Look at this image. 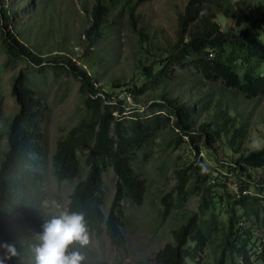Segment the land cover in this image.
<instances>
[{
	"label": "trees",
	"instance_id": "16d2710c",
	"mask_svg": "<svg viewBox=\"0 0 264 264\" xmlns=\"http://www.w3.org/2000/svg\"><path fill=\"white\" fill-rule=\"evenodd\" d=\"M0 3V49L5 54L0 69H13L21 60L28 62L26 68L13 74L12 95L19 102L20 110L11 117H3L4 94L0 74V118L5 124L0 125V241L17 242L23 257L22 264H34L29 249L34 241L29 230L39 232L41 224L56 215L45 204V174L38 166L46 139L49 107L31 86V77L39 76L46 80L48 68L57 70L62 67L73 72L81 80L79 91L84 97L83 115L65 135L58 138L52 155L58 180L78 177L81 158L88 166L85 177L76 183L67 208L83 212L90 234H104L116 247L125 244L124 201L141 204L146 188L145 177L132 168L131 162L141 150L143 161L149 158L148 146L160 130L170 125L174 132L170 139L173 147H178L186 136L196 150V141L201 135L207 142L215 143L222 134L230 132L229 144L238 151L244 127L235 125L234 117L228 112V99L224 102L219 97L215 99L211 120L199 124L197 131L194 130L196 117L208 109L210 102L206 95L191 102L163 92L153 97L146 110L132 106L129 116H123L126 108L123 100L114 103L109 93L100 92L91 75L76 65L60 46H56L49 56H44L10 29L8 25L18 10L9 8L7 0H0ZM134 7L129 8L133 23L136 20ZM110 11V0H93L88 25L78 35L86 54H93L94 47L104 37ZM219 14H229V6L221 4V0H188L184 11L178 14L176 40L168 54L161 56L160 66H144L146 79L141 83L116 79L115 85H125L126 91L136 97L158 84L180 77L183 68H190L203 81L219 83L222 90L230 93L249 99L264 95V8L260 10L259 18L244 28L224 29L217 20ZM50 62L55 63L50 65ZM56 79L57 71L54 72ZM5 134L9 141L3 150L1 138ZM108 167L115 174V191L105 213L103 172ZM247 167H264V147L239 155L227 169L230 172L238 170V176H241ZM210 171L203 162L176 168L177 193L185 200L189 194L201 191V212L206 214L210 211L211 218L198 220L196 214L192 215L186 223L173 230L174 240L166 242L147 264L203 261L207 243L213 239L214 209L222 201V194L212 188L214 185L208 183L209 178H214L216 184L225 185L220 180L221 174L212 175ZM192 177L194 179L188 188ZM249 185L245 179L240 180L239 195L229 212L227 229L210 264H264L261 240L264 237L257 233L259 227H264V179L254 185L253 194L244 193ZM168 197L169 194H165L162 199L164 216L171 209ZM71 247L85 257L83 264H106L90 244L83 248L79 244ZM10 264L19 262L13 260Z\"/></svg>",
	"mask_w": 264,
	"mask_h": 264
},
{
	"label": "rangeland",
	"instance_id": "374dc122",
	"mask_svg": "<svg viewBox=\"0 0 264 264\" xmlns=\"http://www.w3.org/2000/svg\"><path fill=\"white\" fill-rule=\"evenodd\" d=\"M187 1L110 0L111 11L105 35L94 47L91 55L85 53L84 43L78 35L82 28L88 25L93 0H7L6 3L9 8L18 10L12 23L8 25L10 29L16 31L22 40L44 56H49L56 46H60L76 65L91 75L100 92L109 93L110 100L114 103L119 99L123 100V105L126 106L123 116H129L132 106L146 110L153 97L163 92H167L168 96L178 97L181 101L191 102L206 95L210 99L208 109L198 113L195 131L199 124L211 120L213 104L218 97L223 102L229 100L230 116L234 117L236 126L244 127L238 151L229 144L230 132L222 134L215 143L207 142L205 136L201 135L196 141L197 150L186 136H183V141L178 147H173L170 139L174 132L170 125L160 130L150 143V156L146 161L142 159L143 150L138 151L131 166L145 177L146 188L141 204L124 201V246L116 247L104 234H90L89 244L106 264L150 263L166 242L174 240L173 230L186 223L192 215L196 214L198 220L211 218L210 211L206 214L201 212V191L189 194L185 200L177 193L176 168L203 162L212 175L221 174L220 180L225 182V185L216 184L214 178H209L208 183L214 185L212 188L222 194V201L214 209L216 223L211 230L213 239L207 243L203 261L193 264H210L212 257L218 252L217 246L224 230L227 229L229 212L239 195L240 180L245 179L250 184L244 193L253 194L254 185L262 183L264 179V167H247L241 176H238V170L230 172L227 169L239 155L264 147V95L249 99L241 94L230 93L222 90L219 83L203 81L198 74L192 73L190 68H183L180 77L158 84L136 97L126 91L125 85H115L116 79L120 82L141 83L146 79L144 66H160L158 62L161 56L168 54L176 40L178 14L184 11ZM221 4L229 6V14H219L217 17L224 29L250 25L251 21L259 18L260 10L264 8V0H221ZM133 5L135 23L129 16V8ZM4 59L5 54L0 49V63ZM27 66L28 62L21 60L13 69H0L4 94L3 117L16 115L20 110L19 102L12 95L13 74L19 73ZM31 80V86L49 107L45 125L46 139L42 154L39 155L38 166L45 174V204L50 211L56 213L51 207V202L56 201L67 208L76 183L85 177L88 170L81 158L78 177L58 180L52 164L58 138L65 135L84 113V97L79 91L81 80L73 72H68L62 67L57 70L48 68L45 81L39 76L31 77ZM0 125L5 126L4 119L0 118ZM8 141L9 136L5 134L1 138L3 150H6ZM193 179H190L188 188ZM103 186L104 211L107 213L115 191V174L111 167L103 172ZM165 194H169L171 209L164 216L162 199ZM257 233L264 237V227H259ZM261 240L264 244V239Z\"/></svg>",
	"mask_w": 264,
	"mask_h": 264
},
{
	"label": "clouds",
	"instance_id": "9594fccd",
	"mask_svg": "<svg viewBox=\"0 0 264 264\" xmlns=\"http://www.w3.org/2000/svg\"><path fill=\"white\" fill-rule=\"evenodd\" d=\"M51 207L57 213L45 220L39 232L31 229L29 245L34 264H83L85 257L71 246L81 248L90 243V232L83 212L64 208L56 201ZM13 260L22 264L23 257L16 241H0V264H10Z\"/></svg>",
	"mask_w": 264,
	"mask_h": 264
}]
</instances>
